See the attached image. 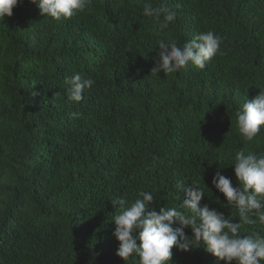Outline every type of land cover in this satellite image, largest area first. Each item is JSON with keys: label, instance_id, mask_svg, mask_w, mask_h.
Here are the masks:
<instances>
[{"label": "trees", "instance_id": "trees-1", "mask_svg": "<svg viewBox=\"0 0 264 264\" xmlns=\"http://www.w3.org/2000/svg\"><path fill=\"white\" fill-rule=\"evenodd\" d=\"M146 3L177 13L160 35ZM209 30L223 55L205 69L152 73L161 39L183 47ZM76 73L95 83L72 103L64 81ZM259 91L264 0H91L59 21L23 0L0 21V264H137L116 255L111 202L138 190L159 211L197 183L201 207L234 217L212 178L238 187L235 152L264 153V129L245 144L235 116ZM253 233L264 226L241 229ZM172 251L170 264H225L203 245Z\"/></svg>", "mask_w": 264, "mask_h": 264}, {"label": "clouds", "instance_id": "clouds-1", "mask_svg": "<svg viewBox=\"0 0 264 264\" xmlns=\"http://www.w3.org/2000/svg\"><path fill=\"white\" fill-rule=\"evenodd\" d=\"M22 2L0 0V21L5 16L11 17L13 9ZM30 3L38 7L42 17L59 21L85 12L91 0H30ZM143 15L157 23L156 35H160L177 17L176 11L165 4L153 7L151 3L145 4ZM221 45L222 37L211 30L195 35L183 47L173 40L161 39L158 59L151 71L156 74L163 71L167 76L189 64L203 70L217 54L223 55ZM94 83L92 78L80 73L66 78L64 84L69 102L82 101L84 92ZM70 116L78 119L81 113L72 112ZM235 116L242 141L247 144L256 140L264 129V91H259L251 101L245 100ZM230 166H234L239 186L234 187L231 179L222 175L219 169L212 178V185L224 195L226 206L236 209L234 217L226 218L207 204L201 207L205 190L193 182L191 186L183 183L176 186L180 193L177 198L181 199L179 207L164 206L159 211H146L155 197L144 190H138L132 201L122 197L112 201L116 208L112 216L115 224L113 236L119 242L116 255L125 262L136 259L137 264H170L173 247L187 252L203 245L208 253L225 264L233 261L235 264H264V235L241 234L244 225L264 226V153L246 152L241 148L235 152ZM236 217L238 222H233ZM186 228L191 229V236L185 234Z\"/></svg>", "mask_w": 264, "mask_h": 264}]
</instances>
